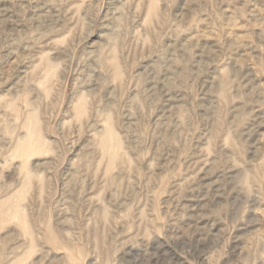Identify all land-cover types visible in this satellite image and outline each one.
Masks as SVG:
<instances>
[{"label":"rangeland","instance_id":"rangeland-1","mask_svg":"<svg viewBox=\"0 0 264 264\" xmlns=\"http://www.w3.org/2000/svg\"><path fill=\"white\" fill-rule=\"evenodd\" d=\"M0 264H264V0H0Z\"/></svg>","mask_w":264,"mask_h":264},{"label":"bare ground","instance_id":"bare-ground-1","mask_svg":"<svg viewBox=\"0 0 264 264\" xmlns=\"http://www.w3.org/2000/svg\"><path fill=\"white\" fill-rule=\"evenodd\" d=\"M110 133H112V132H110Z\"/></svg>","mask_w":264,"mask_h":264}]
</instances>
